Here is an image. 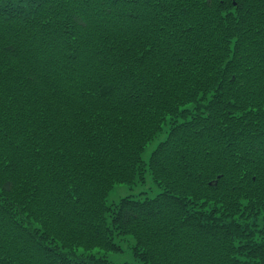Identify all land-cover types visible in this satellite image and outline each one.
<instances>
[{
	"label": "trees",
	"instance_id": "1",
	"mask_svg": "<svg viewBox=\"0 0 264 264\" xmlns=\"http://www.w3.org/2000/svg\"><path fill=\"white\" fill-rule=\"evenodd\" d=\"M127 237L138 264H264V0H0V264Z\"/></svg>",
	"mask_w": 264,
	"mask_h": 264
},
{
	"label": "rangeland",
	"instance_id": "2",
	"mask_svg": "<svg viewBox=\"0 0 264 264\" xmlns=\"http://www.w3.org/2000/svg\"><path fill=\"white\" fill-rule=\"evenodd\" d=\"M159 140L151 143L144 155L143 158L145 161H148L150 154L152 151L157 147ZM161 192L160 188L156 186L153 182L152 177L150 174H147V181L146 184L138 185L134 187H129L126 185H119L117 186L109 195L108 197V204H116L122 198L127 196H138L141 195L142 198H152L155 197L157 194ZM119 245L122 249L121 252H110L107 254L109 260H111L114 264H138L132 255V246L134 245L133 239L130 237L120 239ZM102 254V252H99Z\"/></svg>",
	"mask_w": 264,
	"mask_h": 264
}]
</instances>
